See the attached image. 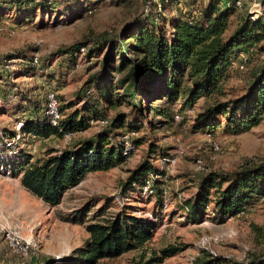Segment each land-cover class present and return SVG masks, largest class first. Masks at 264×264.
<instances>
[{
	"label": "rangeland",
	"instance_id": "obj_1",
	"mask_svg": "<svg viewBox=\"0 0 264 264\" xmlns=\"http://www.w3.org/2000/svg\"><path fill=\"white\" fill-rule=\"evenodd\" d=\"M51 1L43 11L33 6L15 12L7 6L4 14L0 12V56L11 59L5 63L6 68L0 63V264H50L82 246L89 236L84 225L65 220L79 215V211L87 220L102 221L125 212L150 218L156 224L152 238L141 247L103 260L102 264H137L153 254L159 256L167 245L182 250L162 257L157 264H194L202 256L220 257L219 264H239L253 254H264V196L255 199L243 213L224 221L209 215L212 205L197 222L188 218L182 207L196 196L198 182L205 173L231 172L247 163L264 161V112L257 126L229 134L222 129L223 118L211 132L195 126L204 99L184 113H176L179 117L170 122L141 115L121 102L105 109L110 119L124 113L126 121H139L141 125L136 135L140 142L121 163L106 171L88 173L78 185L67 189L55 206L45 204L19 184V178L11 174L10 163L18 159L20 152L37 159L49 148L70 147L101 129L100 124L91 122L86 130L67 139L22 135L21 121L33 108L44 113L48 91L55 94L59 107L73 104L66 112L92 103L97 97L96 85L110 77L107 68L102 69V58L110 43L118 46L119 40L127 41L129 31L150 12L153 25L169 31L170 18L185 14L195 17L208 0H192V4L191 0H172L165 3L164 9L160 0H153V5L146 0H98L95 5L90 4L92 0ZM4 3L0 1V7H5ZM85 3L94 7L90 14L84 10ZM247 7L246 3L236 10L230 31L247 15ZM81 44L86 46L83 53L74 48ZM33 54L38 55L39 63L25 73L24 66ZM262 55L256 48L244 69L233 65L226 82L228 98L246 92L263 64ZM165 156L170 162H162ZM145 160L163 172L156 183V192L162 188L165 191L163 195L159 192L161 199L157 193L140 189V185L126 187L130 172ZM6 235L19 237L32 248L21 256Z\"/></svg>",
	"mask_w": 264,
	"mask_h": 264
},
{
	"label": "trees",
	"instance_id": "obj_2",
	"mask_svg": "<svg viewBox=\"0 0 264 264\" xmlns=\"http://www.w3.org/2000/svg\"><path fill=\"white\" fill-rule=\"evenodd\" d=\"M0 1L5 2V7H0L3 14L8 10L7 6L14 8L15 12L33 6L43 11L44 6L52 3L51 0ZM149 1L154 4L153 0H146ZM168 1L172 0H160L162 9ZM223 1H206L195 17L185 14L170 18L169 31L153 25L150 12L137 21L134 30L128 29L127 41L119 40L118 46L110 43L102 58V69L107 68L110 77L96 85L97 97L92 103H84L69 112L66 110L73 107L72 103L61 105L58 126L51 125L43 114L35 111L37 108H33L21 121L20 133L46 139L81 132L90 127L91 122L107 117L105 109L121 102L137 109L141 115L150 114L162 122H170L174 114L184 113L199 99L206 103L197 115L195 126L198 128L211 132L219 127L220 118L224 120L222 129L229 134H240L257 126L264 112V61L243 95L228 98L226 82L232 60L240 51L253 46L264 55V15L255 19L246 15L230 31L232 18L240 7L235 6V0H230V6L221 7ZM259 1L264 11V0ZM97 2L92 0L90 4ZM90 4L85 3L86 12L93 10ZM49 8L52 10L51 6ZM79 47L74 48L78 51ZM24 67L25 73L33 69L29 63ZM33 104L35 106L36 102ZM126 119V114L117 113L93 137L79 139L63 149L49 148L43 157L37 159L20 152L18 159L10 163L11 174L19 178V184L30 194L49 206H55L61 202L63 193L78 185L88 173L106 171L123 161L122 149L114 141L118 135L134 132L133 143L137 146L140 141L136 135L141 125L139 121L135 123ZM150 151L155 150L151 148ZM150 173L163 172L146 160L141 162L130 172L126 187L141 186L143 178ZM157 182L159 180L155 181V187ZM262 196L264 161L247 163L231 172L205 173L198 182L196 196L182 207L186 209L187 217L197 222L212 205L214 214L209 215L224 221L243 213L248 205ZM158 197L161 199L160 195ZM78 213L65 220L83 224L89 235L87 240L50 264H102L103 260L114 259L141 247L152 238L156 227L150 218L125 212L102 221L87 220L83 211ZM181 250V247L167 245L160 250L159 256L153 254L137 264H157L162 257L175 255ZM219 261L220 257L202 256L194 264H219ZM239 264H264V254H253Z\"/></svg>",
	"mask_w": 264,
	"mask_h": 264
},
{
	"label": "built area",
	"instance_id": "obj_3",
	"mask_svg": "<svg viewBox=\"0 0 264 264\" xmlns=\"http://www.w3.org/2000/svg\"><path fill=\"white\" fill-rule=\"evenodd\" d=\"M249 1V2H246ZM247 3L248 7H247V15L250 19H255L258 16L264 15V11H263V7H262V3L259 0H235V6L236 7H243L245 6V4ZM231 1L230 0H224L222 3H220L221 7H228L230 6ZM146 11V10H145ZM92 10H88L87 13H91ZM153 21H156L158 18L157 16L153 15ZM86 50V46L82 45L79 47V51L81 53H83ZM254 51V47L253 46H249L246 50H242L238 53V58L236 60H233V65L238 68V69H244L245 64L247 63L248 60V56L251 55V53H253ZM264 56V55H262ZM11 60L10 58L7 59L6 57H2L0 56V63H4V68L7 67V65L5 64L7 61ZM39 63V57L37 54H33L32 58H30L29 60V65L32 67H36ZM232 65V66H233ZM90 89L86 90V93H90ZM43 115L47 118L48 122L53 125V126H58L59 125V121L61 119V114L59 111V106H58V100L55 96V94L51 91H48L46 94V103H45V109H44V113ZM179 116L178 114H174L173 119H177ZM109 117H105L102 118L98 121H96V123L101 125V128H103L104 126H106L107 124H109ZM71 133H65L62 137L70 138L71 137ZM135 133L134 132H124L120 135H118L115 138V143L118 144L121 149H122V153L123 155H127L132 148L135 147L134 143H133V137H134ZM214 149H217V145H213ZM162 162L163 163H167L170 162V158H162ZM162 172V171H161ZM163 173H150L148 175H146L143 178V184L140 186V189L144 190L145 192L149 193V194H155L156 193V187H155V181L156 180H160L161 175ZM164 189H160V194H164L165 191H163ZM242 213V212H241ZM211 215H213L214 213L211 211L210 213ZM8 242L10 244V246L13 248V250L18 253L21 256H26L28 249L32 248V246H30V243L20 239L19 237H15L13 235H6ZM202 240H205V237H202Z\"/></svg>",
	"mask_w": 264,
	"mask_h": 264
},
{
	"label": "crops",
	"instance_id": "obj_4",
	"mask_svg": "<svg viewBox=\"0 0 264 264\" xmlns=\"http://www.w3.org/2000/svg\"><path fill=\"white\" fill-rule=\"evenodd\" d=\"M248 48V47H247ZM247 48L243 49L246 50ZM238 58V56H235L233 60H236ZM233 60H232V65H233ZM233 67V66H232Z\"/></svg>",
	"mask_w": 264,
	"mask_h": 264
}]
</instances>
